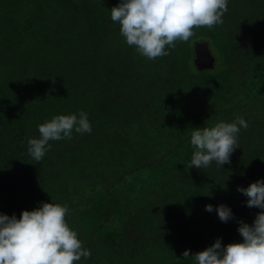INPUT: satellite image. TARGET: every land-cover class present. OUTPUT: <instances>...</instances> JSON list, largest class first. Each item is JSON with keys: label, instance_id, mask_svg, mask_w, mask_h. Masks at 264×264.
<instances>
[{"label": "trees", "instance_id": "16d2710c", "mask_svg": "<svg viewBox=\"0 0 264 264\" xmlns=\"http://www.w3.org/2000/svg\"><path fill=\"white\" fill-rule=\"evenodd\" d=\"M118 0H0V212L66 204L89 258L76 264L194 263L183 258L242 239L256 207L237 185L264 179V0H229L223 23L148 59L110 19ZM207 40L212 68L199 69ZM83 110L90 133L27 152L37 124ZM242 116L221 168L189 167L193 127ZM225 203L219 220L204 205Z\"/></svg>", "mask_w": 264, "mask_h": 264}, {"label": "clouds", "instance_id": "9594fccd", "mask_svg": "<svg viewBox=\"0 0 264 264\" xmlns=\"http://www.w3.org/2000/svg\"><path fill=\"white\" fill-rule=\"evenodd\" d=\"M229 0H118L110 8V19L119 25V32L129 46L148 59L168 54L176 41L189 42L194 29L212 28L223 23ZM248 122L242 116L232 121L220 120L211 126L193 127L190 131L192 147L189 167L207 168L212 163L219 168L230 163V155L239 146L241 128ZM38 137L27 138V152L39 162L44 157L49 141L70 139L73 131L90 133L91 124L83 110L56 114L37 124ZM248 207L258 211L251 224L239 221V241L221 243L219 238L193 253L182 252L195 264H264V179L257 178L247 186L237 185ZM208 212H216L219 220L233 217L229 205L206 203ZM66 204L40 202L32 209H22L19 217L0 212V264H76L89 258L91 252L83 246L77 232L66 220Z\"/></svg>", "mask_w": 264, "mask_h": 264}, {"label": "water", "instance_id": "95a60500", "mask_svg": "<svg viewBox=\"0 0 264 264\" xmlns=\"http://www.w3.org/2000/svg\"><path fill=\"white\" fill-rule=\"evenodd\" d=\"M192 57L199 69L212 68L215 64V56L212 53L207 40L195 41L192 46ZM173 264H194L189 262H176Z\"/></svg>", "mask_w": 264, "mask_h": 264}]
</instances>
